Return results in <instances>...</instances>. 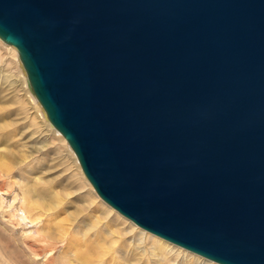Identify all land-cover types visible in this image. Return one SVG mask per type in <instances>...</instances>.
I'll return each instance as SVG.
<instances>
[{
    "label": "water",
    "instance_id": "water-1",
    "mask_svg": "<svg viewBox=\"0 0 264 264\" xmlns=\"http://www.w3.org/2000/svg\"><path fill=\"white\" fill-rule=\"evenodd\" d=\"M0 39L107 204L264 264V0H0Z\"/></svg>",
    "mask_w": 264,
    "mask_h": 264
},
{
    "label": "rangeland",
    "instance_id": "rangeland-1",
    "mask_svg": "<svg viewBox=\"0 0 264 264\" xmlns=\"http://www.w3.org/2000/svg\"><path fill=\"white\" fill-rule=\"evenodd\" d=\"M45 113L28 86L18 51L0 39V188L9 192L19 188L21 193L27 189L37 206L33 214L40 220L35 234L44 227L42 233L51 236L42 235L47 240L41 242L27 236L9 219L8 209L0 207V264H85L81 251L88 241L96 240V231L113 215L108 218L104 213L110 205L96 193L67 140ZM99 204L105 205L98 208ZM129 221L145 235L132 238L125 234L129 225L109 221L118 241L103 243V249L92 257L93 264H181L187 253L174 246L172 254L180 252L176 261L156 253L148 238L147 244L141 241L153 233Z\"/></svg>",
    "mask_w": 264,
    "mask_h": 264
},
{
    "label": "bare ground",
    "instance_id": "bare-ground-1",
    "mask_svg": "<svg viewBox=\"0 0 264 264\" xmlns=\"http://www.w3.org/2000/svg\"><path fill=\"white\" fill-rule=\"evenodd\" d=\"M46 118H48L47 113H45ZM49 119V118H48ZM50 121V120H49ZM52 124V123H51ZM39 127V126H38ZM35 133H41L39 130L35 131ZM10 135V133L8 132V136ZM75 154V152H74ZM76 155V154H75ZM30 167H32L34 169L33 165H29ZM14 185V184H13ZM15 186V185H14ZM12 186V187H14ZM27 190V189H26ZM24 189L23 193H21L18 189H12L11 192L6 191L3 188H0V207L1 208H6L8 209V214H9V219L13 222L16 223V225L20 228H22V230H24L25 234H27V236L29 237H35L37 238V240L39 242H41L42 239L47 240V237L49 236L48 233H42L43 229L45 230V228L43 227V229H41V233H37L35 234L37 229V224H40V220L39 217L34 216L33 211L36 209V205L33 203L32 201V195H29L28 192ZM32 191V190H31ZM36 197V196H35ZM105 205V204H103ZM102 205V206H103ZM36 206V207H35ZM100 204L98 205V208L102 207ZM104 213L107 215V217L109 218V215L111 213H113L112 218L109 219V221H117L119 224L122 223L123 225H129L127 222H130V219H127V217H123L120 214H118L114 208H112L111 206L106 205L105 206V210ZM104 214V215H105ZM39 215V214H36ZM39 220V221H38ZM106 222L105 227H100L97 231H96V235H94V237H96V240L92 241H88L89 243H87L85 245V248L83 249L84 251H81V253L84 256V260L85 264H93L92 263V257L96 254L99 253L100 250L103 249V243L104 244H108L111 243L110 245H112V243L114 244V242L118 241V239H115L116 236V231L113 228V226L110 225V222ZM132 222V221H131ZM133 223V222H132ZM121 225V224H120ZM126 225V226H127ZM136 225V224H134ZM117 227V226H116ZM118 228V227H117ZM124 228V227H123ZM119 229V228H118ZM46 231V230H45ZM144 231V230H142ZM125 234H130V236H132V238H134L135 236H140V235H145L143 232H138L135 231L134 228H132V226H128V229L125 230ZM47 236L46 238H43V236ZM129 236V235H128ZM129 236V237H130ZM134 236V237H133ZM149 236V237H147ZM51 237V236H49ZM122 238V237H121ZM147 238L151 241L154 251L158 254H164L165 257L167 256L174 259L176 261V257H178L179 253H174L173 252V247L175 246L179 251L181 250L182 252L187 253L185 254L186 257L182 258L181 264H211V260L203 258L201 256H199L198 254H195L193 252H190L186 249H183L177 245H174L154 234L151 235H147L145 239L142 238L141 241L143 242V244H147L148 240ZM110 241V242H109ZM117 243V242H116ZM141 243V242H140ZM109 245V246H110ZM124 245V244H122ZM139 245V243H138ZM172 245V246H171ZM108 246V247H109ZM107 247V246H106ZM105 247V248H106ZM124 247V246H122ZM128 247V246H127ZM172 247V251H168ZM112 248V247H110ZM118 248V247H117ZM107 249V248H106ZM176 249V250H177ZM146 250V249H145ZM177 250V251H178ZM122 251V248H121ZM148 251V250H147ZM102 252V251H101ZM175 252V251H174ZM101 254V253H100ZM105 255V254H104ZM182 255V253H181ZM137 256V255H136ZM163 257V259L165 258ZM180 257V255H179ZM178 257V259H179ZM184 257V256H183ZM188 257V258H187ZM190 257V258H189ZM87 259V260H86ZM115 259V258H114ZM134 260V259H132ZM162 260V259H161ZM204 260L208 261L207 263L204 262ZM211 261V262H210ZM149 262V261H148ZM164 262V261H163ZM165 263V262H164ZM173 263V262H172ZM179 263V261H178ZM162 264V263H161ZM177 264V263H176Z\"/></svg>",
    "mask_w": 264,
    "mask_h": 264
}]
</instances>
